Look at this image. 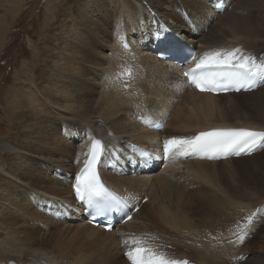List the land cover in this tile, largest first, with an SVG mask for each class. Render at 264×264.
<instances>
[{"label":"bare ground","instance_id":"1","mask_svg":"<svg viewBox=\"0 0 264 264\" xmlns=\"http://www.w3.org/2000/svg\"><path fill=\"white\" fill-rule=\"evenodd\" d=\"M223 1V13H217L209 0L73 2L74 18L45 51L42 80L39 84L28 82L39 99L33 93L21 96L19 106L28 108L30 115L18 137L19 146L0 138V148L12 153L6 168L0 164V232L6 223L21 231L19 218L23 223L29 217L36 220L35 228L21 231L19 236L0 235V264H131L125 255L129 246L122 242L151 220H159L154 222L166 228L162 235L182 234L187 229L183 216L172 208L180 197L177 184L188 190L180 179L192 183L190 191H196L205 189L203 182L208 178L224 174L222 164L245 162L253 166L251 171L264 169V158L252 160L264 142L242 157L173 159L136 175L121 167L128 155L120 147L156 148L164 138H189L215 125L264 131V82L249 92L217 96L196 92L187 86L178 67L158 61L143 48L158 28L179 26L201 50L239 48L264 62L258 50H251L239 39V34L246 33L264 37V0ZM121 37L131 43L130 50L121 48ZM23 88L19 87L22 93ZM138 115L163 122L165 127L161 131L146 129L136 121ZM192 118L198 121H190ZM93 137L103 141L104 178L140 206L127 223L112 231L79 220L81 206L73 198L75 171L88 154ZM49 169L60 171V176H53ZM8 188L12 203L2 195L9 194ZM9 227L5 229L9 231ZM24 238L32 243L23 242ZM198 248L195 260L199 264H221ZM235 249L232 243L224 255L220 253L224 264H233L229 261L233 262ZM164 256L177 261L188 257L183 252Z\"/></svg>","mask_w":264,"mask_h":264},{"label":"rangeland","instance_id":"2","mask_svg":"<svg viewBox=\"0 0 264 264\" xmlns=\"http://www.w3.org/2000/svg\"><path fill=\"white\" fill-rule=\"evenodd\" d=\"M74 1L77 0H0V21H4V23L0 22V33L7 35L5 46L0 51V138L8 140L14 146H19L18 137L24 132L23 128L27 125L26 119L27 117L29 119L30 115L28 108L23 109L21 105L19 106L21 96L26 97L27 93H33L32 96L38 98L28 86V82L33 81L39 84L38 82L42 80L46 67L45 51L54 46L61 29L66 28L68 20L74 18L72 12ZM12 5L15 9H11ZM6 28L8 31L5 32ZM239 39L245 46L251 47V50H258L264 57V37L246 33L242 36L239 34ZM36 73L39 74L37 79L34 77ZM33 77L35 80L32 79ZM20 86L24 87V93L19 90ZM11 155V152L0 148V164L5 168L11 160ZM17 155L19 156L18 153ZM253 157H255L253 161L262 160L264 148ZM221 166L224 168V174L208 178L203 182L204 190L190 191L194 189L192 183H185L182 179L180 182L186 184L184 186H188V190L177 184L180 197L178 203L172 208L176 209L187 223L184 233L173 236L162 235L166 228L158 226V224L161 225L156 223L159 220H154L156 222L151 220L148 226L144 225L142 230L136 231L132 237H139L146 242L149 239L147 245L158 253L183 252L188 256V261L193 260L192 262L197 264H199L195 260L197 247L208 254L207 258L211 257L213 261L219 260L218 262L224 264L225 260L220 256L224 255L233 243L236 247L234 260L233 262L230 260L229 263L264 264V183L260 182L264 179V169L255 168L251 171L253 166L245 162L226 163ZM49 173L60 176V171L53 169H49ZM250 179H257L258 182H251ZM7 191L9 194L2 195L7 203H12L10 194L12 190L8 188ZM253 212L256 213L253 222L248 228H244V225L248 224L247 217ZM24 222L21 218L18 219V225L21 226L19 229L22 232L35 228L36 220L31 217ZM2 226L5 233L0 232V235L3 237L8 235L11 238L22 233L19 230H13L8 223ZM7 227L12 230H6ZM242 232H247V235L244 241L240 242L238 237ZM150 234L151 237L148 236ZM22 241L30 240L24 238Z\"/></svg>","mask_w":264,"mask_h":264},{"label":"snow or ice","instance_id":"3","mask_svg":"<svg viewBox=\"0 0 264 264\" xmlns=\"http://www.w3.org/2000/svg\"><path fill=\"white\" fill-rule=\"evenodd\" d=\"M214 69L215 71H208ZM190 76V82L201 91L222 88L228 90L231 87L235 91L251 90L256 86V80L264 82V62L250 54H243L239 48L231 51L215 50L205 53L194 69L184 73ZM225 83L220 84L219 81ZM264 142V132L248 129L215 130L200 133L191 140L170 139L165 142V153L170 148L178 145H189L193 150H211L228 154H250ZM102 144L93 141L89 153V159L85 162L82 175L77 177L74 185L76 197L81 202L92 207L114 209L121 201L118 200L100 181L95 171V165L102 156ZM256 213L247 217L248 228L253 222ZM130 219V217H129ZM247 232H242L238 239L243 242ZM129 246L125 255L131 264H187V261L167 259L162 253L156 252L145 240L139 237H130L122 242Z\"/></svg>","mask_w":264,"mask_h":264},{"label":"crops","instance_id":"4","mask_svg":"<svg viewBox=\"0 0 264 264\" xmlns=\"http://www.w3.org/2000/svg\"><path fill=\"white\" fill-rule=\"evenodd\" d=\"M0 22H2V23H4V21H0ZM3 30V29H2ZM6 31H8L7 30V28L5 29V32ZM6 36L7 35H1V33H0V37H2L1 39H0V51H1V49L5 46V43H6ZM4 42V43H3Z\"/></svg>","mask_w":264,"mask_h":264}]
</instances>
